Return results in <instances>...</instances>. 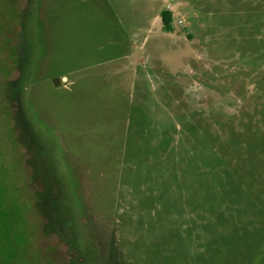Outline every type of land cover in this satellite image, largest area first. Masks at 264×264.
<instances>
[{"label": "rangeland", "instance_id": "rangeland-1", "mask_svg": "<svg viewBox=\"0 0 264 264\" xmlns=\"http://www.w3.org/2000/svg\"><path fill=\"white\" fill-rule=\"evenodd\" d=\"M0 264H264V0H0Z\"/></svg>", "mask_w": 264, "mask_h": 264}, {"label": "trees", "instance_id": "trees-1", "mask_svg": "<svg viewBox=\"0 0 264 264\" xmlns=\"http://www.w3.org/2000/svg\"><path fill=\"white\" fill-rule=\"evenodd\" d=\"M161 21H162V30L165 32H171L173 31V23H172V13L169 10H164L161 13ZM21 39L19 40L20 44H19V51L17 53V58L15 59V65L17 67L21 66L22 63V58L24 57V50L26 48V39H24L23 37V33L20 34ZM11 71V70H10ZM10 71H7L5 73H10ZM3 73V72H2ZM12 91L14 92V89H10L9 93ZM12 99V96L9 95Z\"/></svg>", "mask_w": 264, "mask_h": 264}, {"label": "water", "instance_id": "water-1", "mask_svg": "<svg viewBox=\"0 0 264 264\" xmlns=\"http://www.w3.org/2000/svg\"><path fill=\"white\" fill-rule=\"evenodd\" d=\"M55 84H58L60 81H59V79L57 78V79H55Z\"/></svg>", "mask_w": 264, "mask_h": 264}]
</instances>
